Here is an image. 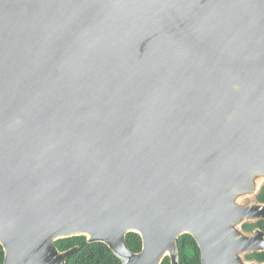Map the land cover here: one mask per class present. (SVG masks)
<instances>
[{
    "label": "water",
    "instance_id": "obj_1",
    "mask_svg": "<svg viewBox=\"0 0 264 264\" xmlns=\"http://www.w3.org/2000/svg\"><path fill=\"white\" fill-rule=\"evenodd\" d=\"M263 187L264 0H0L4 264H264Z\"/></svg>",
    "mask_w": 264,
    "mask_h": 264
},
{
    "label": "trees",
    "instance_id": "obj_2",
    "mask_svg": "<svg viewBox=\"0 0 264 264\" xmlns=\"http://www.w3.org/2000/svg\"><path fill=\"white\" fill-rule=\"evenodd\" d=\"M259 198L261 201H264V187ZM257 225L264 229V220L258 222ZM245 227L251 229L254 226L246 224ZM127 243L133 252H139L143 248L142 237L136 232L128 233ZM56 244L61 250L79 246V249L69 256L67 260L68 264H122L121 259L106 243H89L83 235L61 238L56 241ZM179 252L180 264H202L200 247L191 234L185 233L180 237ZM249 257L264 261V252L253 253ZM4 260L5 251L3 245L0 243V264H4ZM162 264H171L170 258L166 257Z\"/></svg>",
    "mask_w": 264,
    "mask_h": 264
}]
</instances>
